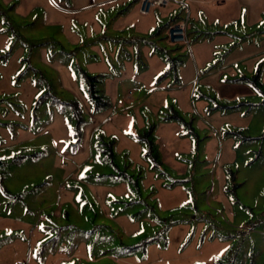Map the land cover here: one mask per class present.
Wrapping results in <instances>:
<instances>
[{"label":"rangeland","instance_id":"374dc122","mask_svg":"<svg viewBox=\"0 0 264 264\" xmlns=\"http://www.w3.org/2000/svg\"><path fill=\"white\" fill-rule=\"evenodd\" d=\"M140 2L0 0V264H264V0Z\"/></svg>","mask_w":264,"mask_h":264},{"label":"built area","instance_id":"2783aa9c","mask_svg":"<svg viewBox=\"0 0 264 264\" xmlns=\"http://www.w3.org/2000/svg\"><path fill=\"white\" fill-rule=\"evenodd\" d=\"M171 4V0H141L140 12L142 14H148L156 7H166ZM170 37L172 42L178 44H187V23L181 22L172 26L170 30Z\"/></svg>","mask_w":264,"mask_h":264},{"label":"trees","instance_id":"16d2710c","mask_svg":"<svg viewBox=\"0 0 264 264\" xmlns=\"http://www.w3.org/2000/svg\"><path fill=\"white\" fill-rule=\"evenodd\" d=\"M89 80H93V78H89ZM90 86H92L91 87V94H92V96L94 97L95 96V94H96V91H95V89L93 88L94 87V85H92V84H90ZM3 166V163L2 162H0V167H2Z\"/></svg>","mask_w":264,"mask_h":264}]
</instances>
